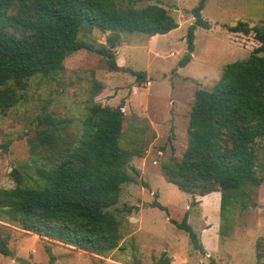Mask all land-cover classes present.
<instances>
[{
	"label": "trees",
	"instance_id": "16d2710c",
	"mask_svg": "<svg viewBox=\"0 0 264 264\" xmlns=\"http://www.w3.org/2000/svg\"><path fill=\"white\" fill-rule=\"evenodd\" d=\"M205 4L206 0H200L191 10L194 22L187 29V52L181 65L192 59L196 27L212 29L217 25L203 15ZM84 20L109 31L108 45L96 46L79 38ZM179 25L156 3L139 7L133 0H0V113L26 98L32 77L63 71L66 57L82 48L104 56L110 71L129 72L138 82H145V70L117 61L116 47L122 44V34L153 36ZM226 37L248 50L249 56L226 64L211 89L196 90L187 147L181 158L172 157L162 164L167 181L184 192L204 196L220 191L222 214L238 190L264 182L263 163L256 150V142L264 139V23L241 20L227 25ZM123 106L87 104L81 135L75 140L59 135L61 121L48 113L40 118V123L47 125L30 144L34 150H46L51 164L38 168L40 178L33 183L15 169L16 186L0 189V220L4 221L0 223L1 253L12 255V225L102 256L120 246L124 231L113 206L120 199L122 185L137 182L127 168L133 154L120 143ZM9 144L7 141L3 148L7 150ZM152 206L167 210L158 200ZM188 215L186 212L181 221L171 220L202 250ZM47 250V264H54L50 245ZM256 253L261 262L263 242L257 244ZM156 264H171V258L163 253Z\"/></svg>",
	"mask_w": 264,
	"mask_h": 264
},
{
	"label": "rangeland",
	"instance_id": "374dc122",
	"mask_svg": "<svg viewBox=\"0 0 264 264\" xmlns=\"http://www.w3.org/2000/svg\"><path fill=\"white\" fill-rule=\"evenodd\" d=\"M199 1L133 0L139 7L163 5L180 23L165 34H122V44L116 47L118 63L145 70L147 81L138 82L129 72L110 71L104 56L82 48L66 57L63 71L32 77L26 98L0 113V189L16 186L15 169L33 183L40 178L38 168L51 164L46 150H34L30 144L47 125L40 123L41 117L48 113L61 121L59 135L75 140L81 135L86 106L93 101L124 105L120 143L133 154L127 168L137 179L122 185L113 206L122 220L124 237L106 256L12 225V255L0 252V264H47V245L55 255L54 264H156L163 253L170 256L171 264H264L256 253L257 244L264 243V182L238 190L222 214L220 191L204 196L184 192L167 181L162 171L165 161L181 158L187 147L196 90L211 89L226 64L249 56L248 50L227 39L226 26L241 20L264 23V0H206L203 15L217 25L196 27L192 59L181 65L187 52V29L194 22L191 10ZM108 34L84 20L79 38L96 46L108 45ZM256 150L264 174V139L256 142ZM154 200L167 210L152 206ZM186 212L202 250L171 220L181 221Z\"/></svg>",
	"mask_w": 264,
	"mask_h": 264
},
{
	"label": "crops",
	"instance_id": "0c3cea01",
	"mask_svg": "<svg viewBox=\"0 0 264 264\" xmlns=\"http://www.w3.org/2000/svg\"><path fill=\"white\" fill-rule=\"evenodd\" d=\"M215 192H219V191H213V192H211V193H215ZM211 193H209V194H211Z\"/></svg>",
	"mask_w": 264,
	"mask_h": 264
}]
</instances>
